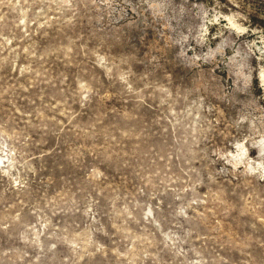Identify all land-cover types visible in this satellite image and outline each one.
<instances>
[{
	"label": "clouds",
	"instance_id": "clouds-1",
	"mask_svg": "<svg viewBox=\"0 0 264 264\" xmlns=\"http://www.w3.org/2000/svg\"><path fill=\"white\" fill-rule=\"evenodd\" d=\"M0 264H264V0H0Z\"/></svg>",
	"mask_w": 264,
	"mask_h": 264
}]
</instances>
